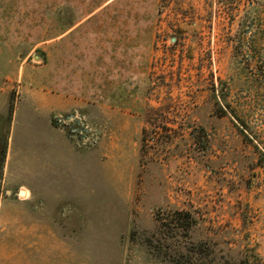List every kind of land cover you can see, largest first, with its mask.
I'll use <instances>...</instances> for the list:
<instances>
[{"label": "rangeland", "instance_id": "obj_1", "mask_svg": "<svg viewBox=\"0 0 264 264\" xmlns=\"http://www.w3.org/2000/svg\"><path fill=\"white\" fill-rule=\"evenodd\" d=\"M0 264H264V0H0Z\"/></svg>", "mask_w": 264, "mask_h": 264}, {"label": "crops", "instance_id": "obj_2", "mask_svg": "<svg viewBox=\"0 0 264 264\" xmlns=\"http://www.w3.org/2000/svg\"><path fill=\"white\" fill-rule=\"evenodd\" d=\"M66 89L69 91L71 88L69 85L66 86ZM71 91H69V94H70ZM68 97H70V95H68ZM66 104H69V101L66 99ZM23 194V192H22Z\"/></svg>", "mask_w": 264, "mask_h": 264}, {"label": "bare ground", "instance_id": "obj_3", "mask_svg": "<svg viewBox=\"0 0 264 264\" xmlns=\"http://www.w3.org/2000/svg\"><path fill=\"white\" fill-rule=\"evenodd\" d=\"M22 194V193H21Z\"/></svg>", "mask_w": 264, "mask_h": 264}]
</instances>
